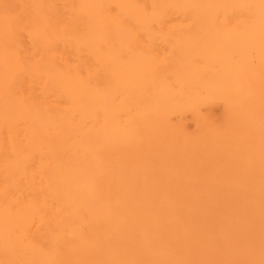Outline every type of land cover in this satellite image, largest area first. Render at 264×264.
<instances>
[{
  "label": "bare ground",
  "instance_id": "bare-ground-1",
  "mask_svg": "<svg viewBox=\"0 0 264 264\" xmlns=\"http://www.w3.org/2000/svg\"><path fill=\"white\" fill-rule=\"evenodd\" d=\"M0 264H264V0H0Z\"/></svg>",
  "mask_w": 264,
  "mask_h": 264
}]
</instances>
